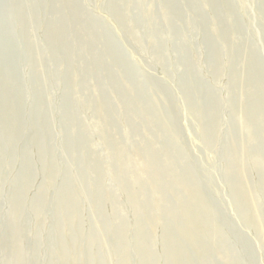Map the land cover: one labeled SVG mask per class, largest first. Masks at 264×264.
Instances as JSON below:
<instances>
[{"label":"rangeland","instance_id":"rangeland-1","mask_svg":"<svg viewBox=\"0 0 264 264\" xmlns=\"http://www.w3.org/2000/svg\"><path fill=\"white\" fill-rule=\"evenodd\" d=\"M247 81L264 85V0H0V264H169L168 243L178 264H264L237 197L244 172L264 229Z\"/></svg>","mask_w":264,"mask_h":264},{"label":"bare ground","instance_id":"bare-ground-1","mask_svg":"<svg viewBox=\"0 0 264 264\" xmlns=\"http://www.w3.org/2000/svg\"><path fill=\"white\" fill-rule=\"evenodd\" d=\"M61 36V33L59 32V31H57L56 33H54L53 34V38H56V39H58L59 37ZM11 75V74H10ZM10 75H9V77H10ZM234 78H238V76L236 75V74H234ZM5 79V78H4ZM8 79V78H7ZM248 80V79H247ZM6 81V80H5ZM10 81V80H9ZM249 81H251V79H249ZM249 81H247L246 83H248V84H250L251 82H249ZM6 83V82H5ZM11 84V83H10ZM10 84L8 85L9 87H10ZM5 86H6V84H4ZM4 88V87H3ZM1 89V91L2 90H5V89ZM248 89L249 90H252L255 94H258V95H260L257 99H256V101L255 102H257V103H259V107L260 108H262L261 110H255L254 108H250L249 110H250V113L252 114V115H255V116H257L258 118H260V117H262V119L261 120H264V108H263V104H264V85H263V83H251L250 85H248ZM15 97H17V96H15ZM256 97V96H255ZM16 99V98H15ZM9 109H11V106H9V108H8V111H9ZM11 110H13V109H11ZM15 111L16 110H14V114H15ZM3 120V119H2ZM262 122V121H261ZM72 124V123H71ZM250 124V123H249ZM251 125V124H250ZM164 127H166V128H170V127H168V125L167 124H164ZM261 135H262V139H263V141H262V144L264 145V125H262V132H261ZM262 145V147H261V149H259V148H257L256 150H255V152H254V155H255V158H256V160H255V163L256 164H258V165H260V158H262V159H264V146ZM149 149V148H148ZM151 153V152H150ZM155 153V152H154ZM116 158L118 159V161H119V163H120V168H121V170H122V173H124L125 172V170H126V168H127V166L124 164L125 162H124V158H123V152H122V149L121 148H117V151H116ZM134 159V158H133ZM165 165H167V162L166 163H164ZM164 164H162V165H164ZM94 174H96V175H98L99 173H98V170L97 169H95L94 168ZM26 175V174H25ZM246 175H245V173L244 172H242L241 173V180H242V185H243V187H242V189H241V192H240V194H238V200L240 201V203H244V202H247V203H249V205H250V219H251V222L253 223V225H258V226H260L261 227V234L263 235V237H264V229H263V227H262V225H261V220H262V218H261V216H260V212H259V210H258V208H257V206L254 204V201H253V194H252V192H251V190H250V188L248 187V185H247V183L245 182V177ZM156 177V182L158 183V185H159V182L160 181H158L159 180V177H157V176H155ZM27 179V178H26ZM25 180V179H24ZM134 182V185H136L137 186V181L136 180H134L133 181ZM26 183H28L29 184V181L27 182L26 181ZM179 184V183H178ZM26 185V184H25ZM182 185V184H181ZM26 187H28L27 185H26ZM178 187H180V184L178 185ZM22 188L24 189V187L22 186ZM66 188V187H65ZM69 189V188H68ZM156 189V188H155ZM64 190V189H63ZM22 191V190H21ZM65 192V191H64ZM63 193V192H62ZM16 195H18V194H16ZM22 195V194H21ZM67 195H68V190H66V192L62 195V197L64 198V201H63V203H62V207H67V208H75L76 207V205H74L73 203L72 204H70V202H69V200L67 199ZM18 198H20V196H18ZM18 198H14V197H12L11 198V200H12V205H14V208H15V211H18V207H19V205H20V203L18 204ZM18 199V200H17ZM142 203H144V201H143V199H142V201H141ZM139 203H140V201H139ZM140 210H141V208H140V206L139 205H137V204H135V211L137 212V214H139L140 213ZM178 213H179V215H180V218H179V222L180 223H182V221L184 220V222L186 223L184 226H185V228H186V231H185V236H186V238L187 239H189V237H191L190 236V231H192V230H194V225H193V222H195V221H197V219H198V217H195V214H194V210L192 209V206H191V204L190 203H186V202H184V201H179V205H178ZM201 211H203V212H205V213H207V214H210L209 213V211H208V205H207V207H206V203H203L202 204V206H201ZM193 212V213H192ZM196 213V212H195ZM16 215V214H15ZM14 215V216H15ZM209 218H210V216H209ZM15 219V218H14ZM153 219H155V223H159L160 225H162L163 223H164V220H163V217H162V214H159V215H155V217L153 218ZM210 221V220H209ZM183 222V223H184ZM13 224H15V223H13ZM143 224V223H142ZM144 225H142V227L141 228H144L143 227ZM206 227H204L203 226V230H206V229H208L209 228V226L208 225H205ZM214 226V225H213ZM199 228L201 229V227L199 226ZM190 230V231H189ZM168 232V231H167ZM140 234H141V232L139 233V237H141L140 236ZM91 239V238H90ZM59 240V239H58ZM74 240V239H73ZM91 243V242H90ZM90 245V244H89ZM168 248H170L168 251H167V253H166V256H165V258H166V260H167V262H170V263H173V262H175L176 264H178L179 263V261L181 262L185 257H186V248H183V250H181L180 252H176L175 251V247L174 248H171V244H169L168 243ZM167 248V249H168ZM17 249H19V248H17ZM147 250V251H146ZM146 250H144L148 255H151V253H150V251L146 248ZM57 251H59V252H57ZM60 251H62V253H64L63 251L64 250H60V249H57L56 250V254L58 255V257H60ZM67 253V252H66ZM220 253L219 252H217V251H213V249L212 248H205V249H203V250H201L200 251V253L198 254L199 256H198V258H199V260L200 261H208L209 260V258H211V257H213V256H215V255H219ZM63 255V254H62ZM69 255V254H68ZM169 263V264H170ZM224 264H228V259L227 260H225V262H224Z\"/></svg>","mask_w":264,"mask_h":264}]
</instances>
